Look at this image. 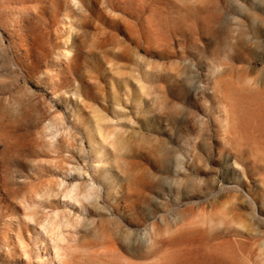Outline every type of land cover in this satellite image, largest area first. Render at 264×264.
<instances>
[{
  "label": "rangeland",
  "instance_id": "374dc122",
  "mask_svg": "<svg viewBox=\"0 0 264 264\" xmlns=\"http://www.w3.org/2000/svg\"><path fill=\"white\" fill-rule=\"evenodd\" d=\"M68 210L80 264H264V0H0V264Z\"/></svg>",
  "mask_w": 264,
  "mask_h": 264
},
{
  "label": "bare ground",
  "instance_id": "6f19581e",
  "mask_svg": "<svg viewBox=\"0 0 264 264\" xmlns=\"http://www.w3.org/2000/svg\"><path fill=\"white\" fill-rule=\"evenodd\" d=\"M97 135L103 142L111 139L110 135L107 137H104L100 133ZM59 185V191L62 197L66 199L67 204L76 207L79 211L81 210V202L93 196V185L87 184L84 190H80L76 186L66 188L62 180ZM42 196L36 193L34 199L39 200ZM31 205L28 201L24 202L25 209H30ZM26 218L35 224L34 227L38 234L37 238H39L38 246L43 249L42 256L37 253V248L36 251L32 252L35 257L34 261L37 264H80L77 261V256L72 252V241L75 240L76 229L82 222L80 214L73 215L69 210L62 214L54 212L45 216L39 222L34 219L33 215L27 214ZM27 235L30 236L29 233ZM34 241L36 242V240ZM46 244H48V249ZM20 249L24 255H28L26 246L23 243H20ZM110 250L115 256L118 257L120 255L114 246Z\"/></svg>",
  "mask_w": 264,
  "mask_h": 264
}]
</instances>
